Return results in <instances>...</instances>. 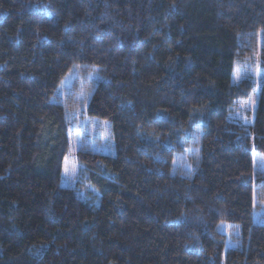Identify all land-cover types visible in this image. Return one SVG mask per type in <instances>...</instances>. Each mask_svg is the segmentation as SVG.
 <instances>
[{
	"label": "trees",
	"instance_id": "1",
	"mask_svg": "<svg viewBox=\"0 0 264 264\" xmlns=\"http://www.w3.org/2000/svg\"><path fill=\"white\" fill-rule=\"evenodd\" d=\"M252 59L264 0H0V264H264V81L234 116ZM73 69L114 150H77L65 186Z\"/></svg>",
	"mask_w": 264,
	"mask_h": 264
},
{
	"label": "rangeland",
	"instance_id": "2",
	"mask_svg": "<svg viewBox=\"0 0 264 264\" xmlns=\"http://www.w3.org/2000/svg\"><path fill=\"white\" fill-rule=\"evenodd\" d=\"M94 76V78H92ZM250 77L255 82V89L246 100H239L234 105V116L246 125L253 123L259 103L261 85L264 81V69L257 59L240 61L234 72L235 83ZM95 75L81 73L79 69H73L62 82L58 89V98L69 105L68 119L73 130L70 132V153L64 159L63 184L72 185L78 178L79 163L74 153L79 149H95L101 152L111 153L114 150V140L110 123L91 117H82L85 104L91 97V84ZM68 97L73 99L69 101ZM186 157L179 156L177 166L188 167ZM255 169L264 171V155H256ZM256 219L264 220V205L256 213ZM229 228L226 226L225 229Z\"/></svg>",
	"mask_w": 264,
	"mask_h": 264
}]
</instances>
